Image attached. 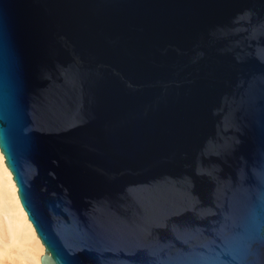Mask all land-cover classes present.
I'll list each match as a JSON object with an SVG mask.
<instances>
[{"label": "water", "instance_id": "water-1", "mask_svg": "<svg viewBox=\"0 0 264 264\" xmlns=\"http://www.w3.org/2000/svg\"><path fill=\"white\" fill-rule=\"evenodd\" d=\"M0 151L41 264H264V0H0Z\"/></svg>", "mask_w": 264, "mask_h": 264}, {"label": "bare ground", "instance_id": "bare-ground-1", "mask_svg": "<svg viewBox=\"0 0 264 264\" xmlns=\"http://www.w3.org/2000/svg\"><path fill=\"white\" fill-rule=\"evenodd\" d=\"M0 151V264H41L44 245L21 204Z\"/></svg>", "mask_w": 264, "mask_h": 264}]
</instances>
